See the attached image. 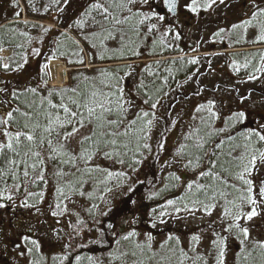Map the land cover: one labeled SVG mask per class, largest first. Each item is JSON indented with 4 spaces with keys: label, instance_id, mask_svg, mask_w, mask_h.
Listing matches in <instances>:
<instances>
[{
    "label": "rangeland",
    "instance_id": "1",
    "mask_svg": "<svg viewBox=\"0 0 264 264\" xmlns=\"http://www.w3.org/2000/svg\"><path fill=\"white\" fill-rule=\"evenodd\" d=\"M94 2L96 0H0V21L6 19L7 15L14 16L17 14L20 15L21 19L8 21L6 24L13 22L34 23L43 25L42 27L51 26L54 31L65 32L82 48L86 57L84 68L89 71L94 68H110L119 65H147L148 62L178 58L173 56L152 59L154 50L151 44L153 42L156 44L155 47L159 45L166 52H174L181 47L186 49L189 46L192 50L203 53L179 57L206 56L201 61L203 65L199 67L198 78L195 77V80L197 79L196 81L200 83V87L193 85L192 88L193 91L201 93L202 99L205 101V104L201 103V105L209 106L211 102V112L207 108L203 111L205 113L203 116L213 121L210 129L212 135L209 136L217 135L225 139L231 132L227 126L229 119L239 112L245 113L247 121H250L248 120L250 117H258L254 123V129L264 125V71L260 75H256L257 79L250 80V74H242L239 71L234 72L225 68L229 53L264 49V45L253 47L255 43L260 42L258 37L264 30V18H261L263 16L258 17L262 20H252L251 25H244L243 23L251 19L253 12L257 10L256 5L264 8V0H224L223 3H219L217 0V3L211 8L202 7L198 13H193L185 7L189 0H178L179 14L176 16L166 14L164 9L152 5L156 11L165 15V19L163 21L153 19L146 21L144 25H137L139 28L137 35L131 30V25L136 24L137 18L132 17L130 24L125 26L127 32L125 44L129 45L130 48H135L138 54H136V58L126 60L121 57L131 55L132 52L121 47L119 34H117L116 40L105 42L108 49L105 59L99 58L101 53L99 47H92L93 43L99 45V41L93 39L91 34L99 31V25L96 21L102 19L95 10L90 8ZM99 2L106 3V0H99ZM203 2L205 0H202ZM131 7L133 13L137 9H141L139 4ZM141 10L148 12L149 6L144 5ZM122 15L127 16L129 13L124 12ZM50 20L57 23L50 25ZM78 21L82 23L78 24ZM151 24H156L157 28L148 32L147 29ZM68 25L73 27L65 30L63 26ZM239 25L242 26L233 27ZM177 34L183 39H178ZM129 37L131 39H128ZM261 42L264 43V41ZM86 43L90 49L86 48ZM121 52H123V56L120 55ZM12 55L13 51L3 50L0 53V58L4 64H8L9 57ZM53 60L61 61L64 63V68L68 70L67 81L64 85L60 86L54 83L50 70V62ZM46 65H48L47 68H45L44 60L32 61L24 73L26 80L31 81L36 74L45 76L43 75L44 72L49 76L48 87L60 89L69 85L70 74L75 68H71L62 59H50ZM143 70L146 71V69ZM0 85H3L1 77ZM42 88L43 84L41 83L38 90ZM0 89L3 88L0 86ZM0 96L4 98V91H0ZM4 104L6 102L3 100L0 106L3 107ZM186 107L187 101L180 106L182 110L180 113L183 114V117L191 116L190 120L188 119L184 126L177 125V128L166 138L165 142L159 141L160 132L157 129L147 133L146 142L151 143L152 153L156 152L152 157L148 155L144 158L145 160L139 166L135 163L137 155L129 150H135L134 139L129 142V148L125 149L119 158L116 156L111 159L104 157V152L111 149H103L98 152L89 167L99 166L100 169H106L112 173L123 172L126 176L119 178L113 176L111 180H108L106 172L93 171L91 176L84 177L87 183L80 188V191L85 193L83 196L78 192H68L66 181L71 180L72 177L61 178L56 173L61 167L66 172L69 171V168L59 165L57 161L48 160L49 152L46 146L42 148V155L46 161L44 181L35 180L36 174L30 175L27 180H18L6 176L5 181L12 190L15 199L14 201H0V203L5 204V207L0 208V264H64L66 262L65 257L68 256L66 247L68 245L72 248L76 247V242H74L76 233L73 232V229L79 224L86 223L89 219L95 220L96 223L103 220L109 209L121 205L122 197L125 196L126 191L136 187L139 182L146 181L148 188L153 187L154 184L150 186L149 181V171L153 167L158 171V177L155 179L157 186L152 188L151 193L161 188L166 189L171 181L177 180L176 177L181 180L178 179L179 182L175 188L177 193L190 192L187 185L193 183L194 188L200 177L199 174L207 169L189 170L187 161L183 158L187 149L184 142L186 137L191 133V129L197 126V122L202 121L201 114L195 116L199 114L196 110L189 109L188 112L184 113ZM212 112L216 114L214 117L211 115ZM2 115L6 118L5 111ZM249 125L248 128L251 130L252 124ZM13 128L11 127L10 131L15 132L16 130ZM89 130V127H85L74 137H70L68 148L74 153H78L80 140L89 134ZM250 130L245 131V135ZM196 139L201 138L196 137ZM161 144H163V148L160 147ZM219 157L221 158V156ZM120 159L123 160V163L120 162ZM149 159L150 162L146 164ZM158 164L161 165L159 170ZM226 166L230 167V165ZM80 167H84V165L80 164ZM71 171L75 172V169H71ZM17 175L22 177V171L18 172ZM228 179L229 183L236 184L237 187L241 186L238 180L231 177ZM251 179L257 187L264 182V164H261L259 160L252 172ZM34 180L35 182H33ZM17 183L23 185L19 192L12 188ZM3 187L4 184L0 183V188ZM59 188H64L67 197L61 195L58 191ZM108 188H111V191H108ZM28 193L35 195L29 196ZM100 197L103 198L100 199ZM234 198L235 195H231L230 199ZM25 200L30 206H23ZM143 202L144 198L138 197L134 203L133 211L125 212L123 215L125 217L131 213L135 214L130 226L137 230L136 243L133 249L136 248L140 254L135 257L129 254L132 248L128 244L129 240H125L123 237L128 235L132 229L129 226L122 228L121 221L124 218L122 216L116 226L119 241L114 251L92 258L89 255H82L75 261V264H134L135 261H143V264H180L181 256L166 252L167 248L164 245L168 240L167 235L157 240V237L163 236L159 233L169 231V225L183 231L190 230L192 226H205L206 224L210 225L211 229H216V234L226 238L223 264H238V261L244 257H250L249 253L252 248L261 247V244H264V204L259 206V215L252 220L242 219L239 221L241 227L249 229V236L244 239L236 228H233L231 232L225 231L232 221L229 217L224 216L225 202L222 200L220 202H207L208 204L215 203L210 215L204 211L202 206L199 208L197 206L196 208L199 210L194 212L181 210L177 213L175 208H183V206L179 207L176 202L174 205L169 204L165 209L139 215V212H145L151 207L150 205L142 207ZM58 204L60 205L59 208L57 207ZM248 210L245 208V211ZM165 212L170 213V215L161 216V213ZM167 217L170 218L171 222L165 220ZM161 219L165 222L161 223ZM153 223H155V227L152 226ZM149 234L152 236L151 241L147 240ZM24 237H28V239L25 240ZM216 237L209 240V246L208 244L198 246V249L194 251L187 249L188 257L193 259H184L183 264H217L218 246L216 242L219 238ZM241 239H244L243 244ZM32 240L37 242L36 245L31 243ZM146 243L151 244L150 249L136 247L137 244L145 245ZM18 244L24 250L18 249L16 247ZM87 245L89 246V244ZM212 245H215L213 249L210 248ZM125 253L127 255H124ZM153 254H155L154 258L149 259ZM197 256L201 259H195Z\"/></svg>",
    "mask_w": 264,
    "mask_h": 264
},
{
    "label": "snow or ice",
    "instance_id": "2",
    "mask_svg": "<svg viewBox=\"0 0 264 264\" xmlns=\"http://www.w3.org/2000/svg\"><path fill=\"white\" fill-rule=\"evenodd\" d=\"M224 0H219V3H223ZM217 0H189V3L185 7L193 12L198 13L203 7L205 9L211 8ZM139 4L141 9L144 5L149 6V11L145 12L141 9H137L133 13L132 5ZM152 5H156L161 9H166L167 13H175L178 8V0H106V3H101L96 0L90 8L95 10L102 19L96 21L99 25V31L92 33V38L99 41V45L93 43L92 47L101 49L99 55L100 59H105L108 49L106 47L107 40H116L117 34H119V40L123 49H129L133 55L138 54L135 48H130L125 44L127 36L126 25L130 24L132 17H136V24L131 25V30L134 34L139 33L137 25H144L146 21L158 20L163 21L165 15L156 11ZM257 10L253 12L250 20L244 21V25H251L252 20L257 19L260 16H264V8L256 5ZM124 12L129 13L127 16H123ZM78 24L82 22L78 21ZM233 26L235 27H241ZM157 25L151 24L147 31L152 32L156 30ZM179 38V34H177ZM128 39H131L130 37ZM260 41H264V30L258 37ZM2 51V49H0ZM82 51V50H81ZM123 56V52L120 53ZM78 63L83 64L84 60L81 57ZM199 61L193 59L191 63L196 64ZM3 67L8 68V64H3ZM47 68L48 65H45ZM247 67V64L245 65ZM239 71V66H236ZM256 72L264 71V59H262L261 66L255 69ZM258 77L255 74L249 76L250 80H255ZM87 81L88 77H84ZM3 91V89H0ZM33 93L35 89H31ZM59 96V101L54 103L52 99L47 100V108L43 109L37 116H32L28 112H22L20 115L24 117V122L21 124L13 116V112L10 111L6 114V118H0V134L3 136V140H0V158H4L3 162L6 167H0V183L4 184L3 188H0V201H14V195L5 181L6 176H11L15 179L27 180L30 175L36 174L35 180L44 181L46 161L42 155V148L45 146L48 149V160L57 161L59 165L67 166L69 171H64L61 167L56 173L59 177H72L71 180L66 181V188L68 192H78L80 195H85L80 188L83 184L87 183L84 179L85 176H91L93 171H104L107 174V179L111 180L113 176L125 177L123 172L112 173L106 169H100L99 166H92L91 162L95 155L102 149H111L104 152V157L107 159L116 156L119 158L122 154L118 151L119 148L128 149L129 142L135 140V150L140 152L141 149L150 151V145L146 142L148 139L147 132L150 131L153 121L156 119V113L154 111L140 110L136 113L135 119L128 120V112L133 107L130 100L125 99L123 88L121 87V78L115 74V70L109 73L107 70H101L98 77V84H86L83 88L79 85L74 88L59 90L56 93ZM52 93H50V96ZM147 95V93L145 94ZM145 104H149V99L144 100ZM159 101L151 102L150 109H156ZM211 102L209 106L201 105L196 109L200 112L202 109H206L211 112ZM14 111L19 112V109ZM214 117L216 114L211 113ZM43 118L42 121L40 118ZM237 121H243L245 119V113L239 112L235 114ZM127 121V122H126ZM15 125L17 130L15 132L10 131V128ZM89 127L90 132L88 135L83 136L80 140V151L74 153L68 148V141L70 137H74L81 129ZM199 130H193L189 133L186 139L193 140L195 136H198ZM244 136L245 143L241 145H235L226 154V159L221 160L216 152L211 153V157L208 161L209 170L207 172H201V177L207 176L215 185H203L196 184L195 188L197 192L203 191L205 197L208 200L215 202L217 195L225 201L224 216L229 217L232 223L225 229V231L231 232L233 228L241 234L244 239L249 236V229L247 227H241L240 220H252L259 215V206L264 204V182L258 187L251 179L252 172L256 168L257 161L264 164V125H261L257 130H250L248 134H242ZM253 137L255 140L253 141ZM207 141L204 139L194 140L193 147L199 150L200 155L195 156V162L190 159L188 167L199 166L203 156L208 155L205 151V145ZM261 145L262 147H257ZM163 148V144L160 145ZM219 147V145H218ZM237 147H243L244 151L238 156H234L233 152ZM143 155L142 152H140ZM123 163V160L120 159ZM135 163H142L141 160H136ZM83 164L84 167H80ZM230 165V167L226 166ZM22 171V177L17 175V170ZM71 169H75L72 172ZM228 177L238 180L241 184L237 187L236 184L229 183ZM178 180L179 177H176ZM35 180L33 182H35ZM23 185L20 183L14 184L12 188L19 192ZM189 191L193 189V183L187 185ZM217 188L232 189L237 195L234 199L229 200L227 197L231 195L230 192L220 191L217 193ZM58 191L61 195L67 197L64 188H59ZM111 191V188H108ZM129 192L134 189L129 188ZM32 196L34 193H28ZM103 197H100L102 199ZM134 203V201H132ZM170 205H174L175 201H169ZM192 207L184 204L183 208H175V212L181 210L194 212L199 210L195 206L197 204L204 208L207 214H211V209L215 207V203H205L199 198L191 201ZM23 206H30L25 200ZM5 207L4 203H0V208ZM59 208L60 205L58 204ZM245 208L249 209L245 211ZM111 211V209H109ZM54 215L56 213H53ZM170 215V213H161V216ZM161 223L165 221L161 219ZM155 227V223L152 225ZM111 227V225H109ZM137 236L135 231L128 233L124 236L125 240L133 239ZM25 240L28 237H24ZM171 240L172 237L170 236ZM194 242H198V237H192ZM244 239H241V243H244ZM148 241L152 240V236L149 234ZM225 237H221L216 243L218 246L217 264H223L225 254ZM31 243L36 245V241L32 240ZM137 248H151L150 243L145 245H136ZM163 247V245H162ZM264 248V244H261ZM194 251V249H193ZM23 254V253H22ZM124 255H127L125 253ZM133 257L136 256V252H132ZM149 257V259L154 258ZM181 259L180 264H183L184 259H193L188 257L187 253L183 250L180 251ZM163 259V258H162ZM195 259H201L197 256ZM134 264H143V261H135Z\"/></svg>",
    "mask_w": 264,
    "mask_h": 264
},
{
    "label": "trees",
    "instance_id": "3",
    "mask_svg": "<svg viewBox=\"0 0 264 264\" xmlns=\"http://www.w3.org/2000/svg\"><path fill=\"white\" fill-rule=\"evenodd\" d=\"M261 18L263 19L264 16ZM261 18H257L255 21L262 20ZM19 19H21L20 15L16 14L14 16L7 15L6 19L0 21V49H2V51H13V55L9 57L8 60V68L3 67V60L0 58V77L3 80V85L0 86L3 88L5 100H12L14 107L11 111L13 112V116L16 120L21 124L24 122V117H22L20 113L28 112L34 117L37 116L43 109L47 108L48 99H52L54 103L59 101V96L56 94L59 90L74 88L78 85L83 88L86 84H98V77L101 70H107L109 73H112L113 70H115V74L121 78V87L123 88L125 99L130 100L133 104V107L128 112V120L135 119L136 113L140 110L154 111L156 113V119L153 121L150 131L153 132L157 129L160 132L158 139L161 142H165L166 138L177 128V125L180 124L184 126V124H187L186 121L188 119L190 120L191 116L183 117V114L180 113V111H182L180 106L185 101H187V107L184 110V113L188 112L189 109L196 110L199 106H201V103L205 104L201 93L193 91L192 87L193 85L200 87V83L196 81L197 79L195 80V77L198 78L197 73H199V67L203 65L201 61L206 56L179 57L182 55L198 54L203 52L192 50L189 46L186 47V49L181 47V49L177 51L166 52L159 45L155 47L156 44L153 42L151 44L154 50V55L151 57L152 59L163 57L168 58L173 56H177L178 58H170L166 61L157 60L155 62H148L147 65H119L110 68H94L89 71L84 68L86 66V57L82 48L74 40L70 39L65 32L54 31L51 26L42 27L43 25L34 23L25 24L23 22H13L6 24L8 21ZM49 23L50 25H53L51 23L57 22L50 20ZM72 27V25L63 26L65 30L71 29ZM179 38L181 40L183 39L180 36ZM262 45H264V43L258 41L255 45H253V47ZM86 46L87 49H90L88 43H86ZM81 57L84 60L83 64L77 62ZM121 58L126 60L128 58H136V55L131 54ZM50 59H62L71 68H75V70L70 74L69 85L60 89L48 87L47 83L49 81V76L44 72L43 75L45 76H42V74H36L31 81L26 80L24 73H26L27 66L32 64V61L44 60V64L46 65L47 61ZM193 59H196L199 62L193 64L191 63ZM262 59H264V49H256L250 52L242 53H229V55H227L225 68L238 72L236 69V66L238 65L239 72L242 74L247 73L250 75H260L263 71L256 72L255 69L261 66ZM246 64L247 67H245ZM143 69H146V71L144 72ZM31 75H33L32 72ZM84 77H88V80L85 81ZM41 83L43 84V88L38 90ZM31 89H35L36 92L33 93L30 91ZM50 93H52L51 96ZM146 93L147 95H145ZM145 99H149V104L144 103ZM157 100L159 101L157 108L150 109V103ZM15 109H19V112L14 111ZM203 111L204 109L198 112L199 114L195 115L198 116L201 114L202 121L197 122V126H194L192 123L194 127L191 129V132L198 129L199 134L198 136H195L193 140L185 139V148L187 149L184 152L183 158L187 161V166L190 159L195 162L194 158L196 155H200V152L193 147L194 140H196V137L206 140L207 143L205 145V151L208 155L203 156L199 166L188 168H190L189 170H193L195 168L207 169L204 171L207 172L210 167L208 161L212 152H216L219 156H221V160H225L227 158L226 154L230 148L235 145L242 146L245 143L244 136L242 134H245V131L250 130L248 128V126H250L249 124H252L251 130H257L259 128L256 127V129H254V123L258 117L248 118L250 121H247L246 118L243 121H237L234 115L231 119H229L227 125L231 131L227 137H225V139L217 135L212 137L209 135H212L210 133V129L213 121L212 119L203 116L205 114ZM40 119L42 121L43 118L41 117ZM12 127L17 130L15 125ZM254 140L255 137H253V141ZM150 144L151 143H149V145ZM256 146L260 147L261 145ZM124 150V148L118 149L120 153L124 152ZM129 150L134 152V155H137V160H141L142 162L148 155L152 157V155L156 152L152 153L151 146L150 151L146 149L140 150L143 155L136 150ZM155 150L157 149L155 148ZM242 151H244L243 147H237L233 152V155L238 156ZM149 162L150 159L146 164ZM1 164H3L2 167H6V164L3 161ZM140 164L141 163L136 165L139 166ZM160 166L161 165L159 164L157 165L158 170ZM18 172H20L19 169L17 170V173ZM157 172L158 171L155 167L149 171L150 186H153V184L155 187L157 186L155 185L157 184V181L155 180L156 177H158ZM179 180L171 181L166 189H160L158 186V189L160 190H156V192L154 191L152 193L151 190L154 186L148 188L146 181H142V183L139 182L140 184L138 183L136 187L132 188L134 191H126L125 196L122 197L123 201L120 206L112 208L108 214H105L106 216L103 219L104 221L100 220L96 223L95 220L89 219L86 223L77 225L76 228L73 229V232L76 233L74 240V242H76V244L74 243L76 247L72 248L70 245L66 247L68 256L67 258L65 257L66 262L64 264H75V261L82 257V255H89L92 258L94 256H103V254L106 255L110 251H114L119 241V238L117 237V223L125 212L133 211L134 203L138 197L144 198V205H142V207H147L146 205L151 206L147 211L139 212V215H142L143 213H152L155 210L165 209V207L169 205V201H175L179 207L184 206V204L192 207L191 201L197 198L203 200L205 203L211 201L205 197L203 191L197 192L195 187L190 192L184 191L182 193H177L178 191L175 188ZM196 184L210 185L213 184V182L207 176H200ZM213 186L215 187L214 184ZM220 191L230 192L231 195H235V197L237 195L232 189L217 188V193ZM231 195L227 197L229 200H232L230 199ZM221 200L222 202H225L219 197V195H217V200L215 202H220ZM132 201H134V203H132ZM197 206L199 208L201 205L197 204L195 207ZM134 216L135 214L132 213L125 217L123 216L124 218L121 221L122 228H127L129 226V228L132 229L130 232H137L136 229H133V227L130 226L133 220L132 217ZM165 220H167V222H171L168 217ZM109 225H111V227H109ZM209 226L210 225L207 224L205 226H192L190 230H187V232L169 225V231L159 233V235L163 236L157 237V240L167 235L168 240H166L164 245L167 248L166 252L175 253L176 256H181V250L187 253V249L196 250L198 249V246H206L207 244L209 246V240L212 237L218 236L216 238L220 239L221 236L220 234H216V229H211ZM170 236L172 237L171 240L169 239ZM193 236L199 238L198 242L193 241ZM136 238L137 237L129 239L128 244L132 248L129 253L130 255L132 252H136V256L140 254V251L136 250V248L133 249L134 244L136 243ZM87 244H89V246ZM214 247L215 245H212L210 248L213 249ZM249 256L250 257L248 258L247 256H243L244 258L241 257L243 259L241 261L239 260L238 264H264V248H252Z\"/></svg>",
    "mask_w": 264,
    "mask_h": 264
},
{
    "label": "bare ground",
    "instance_id": "4",
    "mask_svg": "<svg viewBox=\"0 0 264 264\" xmlns=\"http://www.w3.org/2000/svg\"><path fill=\"white\" fill-rule=\"evenodd\" d=\"M50 70L55 84L64 85L67 81V71L64 68V63L58 60H53L50 62Z\"/></svg>",
    "mask_w": 264,
    "mask_h": 264
},
{
    "label": "flooded vegetation",
    "instance_id": "5",
    "mask_svg": "<svg viewBox=\"0 0 264 264\" xmlns=\"http://www.w3.org/2000/svg\"><path fill=\"white\" fill-rule=\"evenodd\" d=\"M1 100H2V102H3V100H4V102L6 101V104L2 105L3 107L0 106V118H5V116L2 115L3 111H5V113L7 114L8 112L11 111L12 108H11L10 104L8 105V102L10 103L9 100L7 101V100H5V98H3V96H0V105L2 104ZM0 140H3V137H2L1 134H0ZM3 159L4 158H0V167L3 166V164H1V162L3 161Z\"/></svg>",
    "mask_w": 264,
    "mask_h": 264
},
{
    "label": "water",
    "instance_id": "6",
    "mask_svg": "<svg viewBox=\"0 0 264 264\" xmlns=\"http://www.w3.org/2000/svg\"><path fill=\"white\" fill-rule=\"evenodd\" d=\"M178 4H179V2H178ZM178 8H177V11L175 12V13H169V14H172V15H174V16H176V15H178ZM17 248L18 249H22L19 245L17 246Z\"/></svg>",
    "mask_w": 264,
    "mask_h": 264
}]
</instances>
